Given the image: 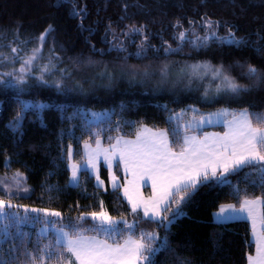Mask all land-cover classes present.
<instances>
[{
    "label": "trees",
    "instance_id": "16d2710c",
    "mask_svg": "<svg viewBox=\"0 0 264 264\" xmlns=\"http://www.w3.org/2000/svg\"><path fill=\"white\" fill-rule=\"evenodd\" d=\"M202 62L239 88L191 75ZM0 98V201L41 210L19 226L23 208L8 207L0 264L71 257L55 231L44 234L49 224L113 243L135 237L141 264H249L250 221L219 222L214 212L264 202V141L261 160L176 192L160 219L134 210L104 166V187L87 169L73 184L69 154L82 162L84 142L111 144L143 125L167 130L181 150L185 132L199 130L192 114L223 106L264 128V0H0ZM93 109L107 113L94 119ZM103 209L114 225L91 217Z\"/></svg>",
    "mask_w": 264,
    "mask_h": 264
},
{
    "label": "crops",
    "instance_id": "0c3cea01",
    "mask_svg": "<svg viewBox=\"0 0 264 264\" xmlns=\"http://www.w3.org/2000/svg\"><path fill=\"white\" fill-rule=\"evenodd\" d=\"M215 125L223 128L207 125L203 127L207 129L197 127L199 130L185 132L181 150L171 146L167 130L149 125H143L134 136L118 135L111 144H106L103 138L84 142L82 162L76 161L74 149L70 150L71 181L78 183L81 171L87 169L96 184L104 187L106 182L101 175L104 166L109 172L110 186L120 188L134 210L160 219L176 192L208 176L225 174L263 158L259 146L264 141V128L253 124L249 111H240ZM214 218L219 222L249 220L256 243L249 264H264L262 198H247L239 206L223 204L214 212ZM55 232L58 237L63 234L65 245L68 243L77 251L83 264H141L143 243L135 237L113 243L93 234L73 236L57 228Z\"/></svg>",
    "mask_w": 264,
    "mask_h": 264
},
{
    "label": "rangeland",
    "instance_id": "374dc122",
    "mask_svg": "<svg viewBox=\"0 0 264 264\" xmlns=\"http://www.w3.org/2000/svg\"><path fill=\"white\" fill-rule=\"evenodd\" d=\"M191 75H197L200 77L206 76L205 78L208 80V85L212 84L211 79L218 78L217 82H219V83L221 82L227 86H231L234 89L239 88L237 83L228 79L225 76H222V71L219 69H216L214 66L210 65V63H208V62L197 63L196 65H194L193 69L191 70ZM193 111L194 110H192V112ZM197 111H198V109H197ZM240 111L242 112L243 110H240ZM240 111H233L231 108H229L227 106H223L221 109H218L216 111L201 113V114H192L191 119L188 121V125H190L191 127L194 126V127L203 128L207 125H215V124L223 123L224 120L229 119V117L233 116L234 114H237ZM91 112L93 114V118L98 119V118L104 116L107 113V110L106 109H103V110H94L93 109ZM71 150H72V148H71ZM9 178H11V180L15 181L16 185H18L19 187L24 186V178L22 175L13 174V175H10ZM5 183H6V178L0 174V185H4ZM78 183H75V184H78ZM14 206H18L19 208H23L22 211H20L21 217L19 218L18 221H16L19 226L29 225V219L28 218L31 216V214L37 215L41 211V210H39L40 208H36V207H29L28 208V207H24V206L22 207L21 205H19L17 203L15 204L14 202H10L7 200H1L0 201V219H1V221H3V223L0 224V231L4 232V230H6L5 229L6 225L10 224V222H9L10 220H9V218H7V215H8L7 213L9 211L8 207L11 208ZM43 211H44V213H48L47 210H43ZM91 217L98 222L108 224V225L109 224L114 225L113 223L116 222V220L112 219L111 216L104 209L101 210L100 212L92 213ZM45 226H47V227H45ZM41 228H43V231L45 232L44 234H47L48 230H51L50 231V233H51V232L55 231L54 229H56L54 227H51V224L43 225V226H41ZM57 229L67 230V228H63V227H58ZM59 235H60L59 237L57 236V241L59 243L65 244L64 243L65 240L62 237L63 234L61 235V233H59ZM67 246H68V243H67ZM69 251L71 253V257L69 256V258H71V259L66 258V256L61 253V256L59 257V264H83L82 261L80 259H78L79 256H78V253L76 250H73L69 247ZM89 255H90L89 259L91 260V253Z\"/></svg>",
    "mask_w": 264,
    "mask_h": 264
},
{
    "label": "bare ground",
    "instance_id": "6f19581e",
    "mask_svg": "<svg viewBox=\"0 0 264 264\" xmlns=\"http://www.w3.org/2000/svg\"><path fill=\"white\" fill-rule=\"evenodd\" d=\"M1 99V98H0Z\"/></svg>",
    "mask_w": 264,
    "mask_h": 264
}]
</instances>
